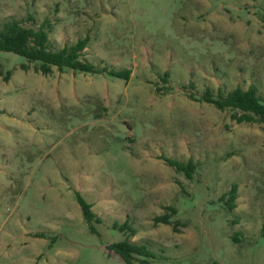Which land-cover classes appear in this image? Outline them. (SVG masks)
Wrapping results in <instances>:
<instances>
[{
  "label": "rangeland",
  "instance_id": "obj_1",
  "mask_svg": "<svg viewBox=\"0 0 264 264\" xmlns=\"http://www.w3.org/2000/svg\"><path fill=\"white\" fill-rule=\"evenodd\" d=\"M263 12L264 0H0V22L45 24L54 48L88 36L83 59L129 70L44 75L0 51V264H124L110 247L124 238L151 264H264V131L190 97L254 85L264 98ZM166 158L191 161L190 178ZM165 212L176 231L154 221Z\"/></svg>",
  "mask_w": 264,
  "mask_h": 264
},
{
  "label": "trees",
  "instance_id": "obj_2",
  "mask_svg": "<svg viewBox=\"0 0 264 264\" xmlns=\"http://www.w3.org/2000/svg\"><path fill=\"white\" fill-rule=\"evenodd\" d=\"M262 31L264 33V12L261 16ZM49 27L41 24L38 27L26 26L21 21L10 18L0 22V51H7L18 54L24 57L28 62H39L37 70L42 74L47 75L52 71L53 67L59 70L69 68L74 71L84 73H106L117 78L127 79L129 70H115L107 67H97L92 62L82 58V52L87 46L88 36L77 39L74 43L66 44L60 48H54L49 38ZM22 68H28L27 65H22ZM192 99L203 100L220 110L226 108L235 110L232 118L238 123H257L261 125L264 131V98L260 96L256 86L250 85L247 89L235 87L225 94L219 93L218 96H213L209 90H206L199 98L190 95ZM165 161L176 171L183 172L187 178H190L194 165L191 161L186 163L179 162L174 159L166 158ZM237 186L233 184L229 191L220 196L219 200L224 201L228 209L234 208V200L236 199ZM76 200L80 206L83 219L91 224L94 219V213L91 205L78 193L75 192ZM165 209L170 212H175L171 206H166ZM98 220V219H97ZM99 221V220H98ZM156 223L171 224L174 231L177 230V223L171 220L170 213H163L154 217ZM114 227L116 223L113 224ZM91 230L94 229L92 224ZM120 231L128 230L133 235L135 230L128 226L127 222L118 227ZM261 237L264 243V219L261 225ZM122 258L124 264H134V261H139V264H151L149 258L153 254L148 249L146 243L138 244L124 238L110 245ZM210 264H221L214 260Z\"/></svg>",
  "mask_w": 264,
  "mask_h": 264
}]
</instances>
